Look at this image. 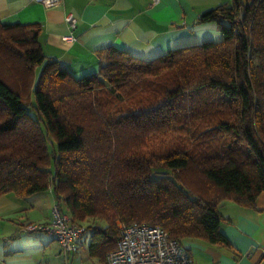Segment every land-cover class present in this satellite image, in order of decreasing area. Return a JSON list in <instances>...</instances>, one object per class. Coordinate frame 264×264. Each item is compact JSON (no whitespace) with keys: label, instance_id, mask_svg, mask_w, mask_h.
Wrapping results in <instances>:
<instances>
[{"label":"trees","instance_id":"obj_1","mask_svg":"<svg viewBox=\"0 0 264 264\" xmlns=\"http://www.w3.org/2000/svg\"><path fill=\"white\" fill-rule=\"evenodd\" d=\"M198 22L223 39L149 60L109 46L81 78L46 56L40 26L0 22V196L52 188L73 221L92 220L105 264L120 223L230 246L220 202L264 192V0Z\"/></svg>","mask_w":264,"mask_h":264},{"label":"crops","instance_id":"obj_2","mask_svg":"<svg viewBox=\"0 0 264 264\" xmlns=\"http://www.w3.org/2000/svg\"><path fill=\"white\" fill-rule=\"evenodd\" d=\"M233 1L63 0L46 7L40 0H0V22L40 26L39 41L46 56L81 78L99 71L98 50L109 46L149 60L173 48L223 39L216 22L199 23L198 17L211 7ZM70 13L76 20L74 29L67 21ZM67 35L75 40L66 41ZM55 204L52 188L26 198L12 193L0 196V264H54L59 257L64 264L66 259L52 236L20 233L24 222H50ZM219 206L228 220L222 230L231 245L183 240L194 264H264V192L254 207L230 199ZM90 242L89 230L69 264L93 263L96 257L90 254Z\"/></svg>","mask_w":264,"mask_h":264},{"label":"built area","instance_id":"obj_3","mask_svg":"<svg viewBox=\"0 0 264 264\" xmlns=\"http://www.w3.org/2000/svg\"><path fill=\"white\" fill-rule=\"evenodd\" d=\"M46 7L59 5L63 0H40ZM67 21L74 29L76 20L72 13ZM74 41L73 35L64 37ZM121 237L117 247L107 254V264H194L193 255L183 242L170 236L159 225L120 223ZM45 232L52 236L60 246L66 261L78 253L88 232L87 226L72 220L59 204L53 207V216L48 223L24 222L20 233Z\"/></svg>","mask_w":264,"mask_h":264},{"label":"rangeland","instance_id":"obj_4","mask_svg":"<svg viewBox=\"0 0 264 264\" xmlns=\"http://www.w3.org/2000/svg\"><path fill=\"white\" fill-rule=\"evenodd\" d=\"M92 220L91 219H86L85 221H82V223L85 225V226H89L91 224ZM54 255H55V252H54ZM195 259V258H194ZM64 260V259H63ZM58 261H59V264L61 263V258L59 257V259L57 261L54 262V264H58ZM101 261L97 258H94V261L92 264H100ZM64 264H69L70 261H63ZM91 264V263H89Z\"/></svg>","mask_w":264,"mask_h":264}]
</instances>
